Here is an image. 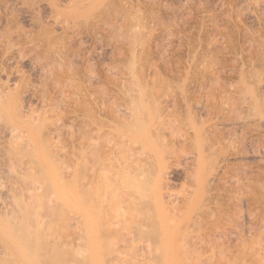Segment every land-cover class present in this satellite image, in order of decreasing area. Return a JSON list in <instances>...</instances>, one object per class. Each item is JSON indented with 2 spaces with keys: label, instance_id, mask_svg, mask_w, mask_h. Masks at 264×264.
<instances>
[{
  "label": "rangeland",
  "instance_id": "rangeland-1",
  "mask_svg": "<svg viewBox=\"0 0 264 264\" xmlns=\"http://www.w3.org/2000/svg\"><path fill=\"white\" fill-rule=\"evenodd\" d=\"M20 1L0 0V27L12 16L17 24L12 29V38L24 54H30L28 47L22 43L23 35H20L19 27L25 33L37 32V23L49 27L50 10L44 2L30 8L29 3L24 5ZM109 1L115 30L123 22L126 12L132 16L131 13L136 10L133 14L137 13L136 16L145 22L142 24L138 18L140 26L145 27V31L142 27L145 33L140 27L138 29L147 42L143 43L144 47L137 46L142 50L135 49L137 56L134 63L138 76L150 88H147L149 92L154 90L153 108H156L157 114L154 110V114L151 112L153 120L149 132L155 140L150 148L158 155L140 141L123 139L124 127L131 125V120L127 122L128 116L116 108H123L126 102L121 91L129 79L125 69L130 62L132 48L128 46V41L126 45V40H116L107 45L102 28H96L92 23L70 44L71 47L82 45L84 56L77 60L79 73L83 74L86 67L93 70L96 75L94 84L107 87L112 110H117V115L114 116L113 111L111 116L107 115V111L102 109L101 99L97 98L94 108L96 119L104 123L103 119L110 117L112 128L107 131L99 123L94 125L93 131L98 132L101 139L98 138L92 149L83 146L86 152L89 149L98 154L93 159L99 157V160L93 161L85 152V157L90 159L86 163L87 167L90 166L87 181L92 183L90 189H93L95 204L92 207L83 204L74 213L64 210L72 216L78 214L75 218L78 221L77 224L73 223L74 220L67 221V228L62 230V254L72 258V264H264V0ZM128 9L132 10L131 13ZM114 14H117L116 17ZM56 30L61 35L60 29ZM29 56L11 61L10 65L14 68L18 66L20 73H15L10 83L16 84L24 74L30 80L29 84L38 85V71ZM157 86L161 90H157ZM30 92L23 96V103L28 105L25 108L32 106L35 112L41 111L38 109H42L38 95ZM230 106L234 108V116H226L231 113ZM64 111L55 110V113L58 112V116L63 113L59 119L68 126L72 125L69 120L75 119L76 123L77 118L79 125L72 122L74 127L71 126L77 137L82 117L78 114L79 118L77 115L75 118L69 110L66 112L68 115ZM53 114L48 118L58 122L57 114L56 119ZM200 127L202 136L198 139L195 133H199ZM65 131L60 143L70 152L77 147V143ZM198 147L207 156L197 169L194 152ZM68 161L67 166L71 163ZM0 162L3 163L2 160ZM122 163L130 165L136 173L139 171L136 168H141V174L138 173L142 179L138 173H129V169L131 177L127 179L124 175L122 180L118 175ZM2 166L0 184L4 183L7 187L10 181L8 174L11 173H8V168L5 172L7 166ZM194 173L206 181L205 191L198 198L194 194ZM144 177L148 180L147 189L144 188ZM123 181L128 182L127 188L133 186L131 190L125 187L127 196L119 193ZM131 181L136 183L135 188L134 184H129ZM154 181L159 189L156 193L149 187ZM139 186L143 189L140 190ZM141 198L151 200L147 204L151 208L140 207L142 210L137 212ZM131 199H134L131 201L134 206L130 204ZM138 199L140 203L137 207ZM146 211L151 212L147 214ZM123 218L127 221L124 225ZM151 218L156 221H151ZM144 220L151 222L149 229L160 235V239H155L158 244L148 241L151 239L146 236L137 238L132 231L135 224L130 226L132 228L128 227L131 221ZM102 227L104 230L107 228L104 231L106 234L118 230L121 235H108V238L104 234L99 235L104 233ZM14 235L17 236L16 233ZM188 246L196 251H190ZM25 251L24 244L16 243L15 264H28Z\"/></svg>",
  "mask_w": 264,
  "mask_h": 264
},
{
  "label": "bare ground",
  "instance_id": "bare-ground-1",
  "mask_svg": "<svg viewBox=\"0 0 264 264\" xmlns=\"http://www.w3.org/2000/svg\"><path fill=\"white\" fill-rule=\"evenodd\" d=\"M20 2L24 5L26 3H29L30 8H32V6L34 5L38 6L41 2H44L50 10L48 17L49 27L42 23H37L39 27V30L37 32L25 33L23 29L18 26L21 29L20 35H23L22 43H24L28 47L29 51L31 52L30 54H24V50L20 48V46L17 45L12 38V29L17 25L13 22L12 16L7 20L6 24H3V26L0 27V159L3 161V163L5 162L7 164H5L7 167L2 166L3 163L1 162L0 164L2 165L0 166L6 167L4 168V170L8 168V173H11H7L10 176H8V178H10L9 183L6 182L8 183L7 187L4 186V183L0 184V264H15L14 247L16 243L24 244V247L26 246L27 251H25L24 254L26 255V260L28 261V264H66V262H71L72 264V258L66 257L65 254L63 255L61 252L63 250L62 248L64 247L62 245V247L60 248L62 244L61 238L63 236L62 230L67 225V221L69 223L70 221H75V218H77L76 216L78 214L72 216L70 214L71 211L74 213L76 209L83 204V206L87 205L88 207H92L95 204L93 189H90L92 183L91 181H87V169L90 166L88 165L87 167L86 163L89 162L90 159L88 160V158H86V151L83 148V146L86 145L85 148L91 147L92 149L93 146H95V142L97 144V140L98 138H100L98 136V132L97 134L94 133L93 126L99 123L102 127H106L107 131H110L112 128V119H110L109 116H111V113H115L117 110L120 111L121 109V111L124 112L123 114L128 116V119L126 118L127 122L131 120V122L129 123L131 125H128V127L130 128L124 127L125 138L123 139H128L131 141H140L146 144V147L149 148L151 147V144L155 141L153 140V136L150 135L149 132V126L151 125L153 120L152 114H154L153 112L156 109L153 108L155 107L154 98H152V91L154 90L149 92L150 88H148V86L146 87L143 81L141 80L140 76H138V73L135 70L134 63V61L136 60L135 57L137 56L135 54V49L138 47H144L143 43L147 42V39L145 40L141 35V32L143 33L145 31V27L140 26L141 24H139L142 18L137 17V13V16L134 15L136 10L133 8L135 10L133 14L131 13L132 10L129 11V8L128 11L132 14V16H129L130 14L128 15L127 12L126 15L123 14V16L125 17L123 18V22H121L122 27L120 26V23L119 26L117 25V30H115L112 22L113 12L111 10L112 7H110L109 0H21ZM116 15L117 14H114L115 17ZM136 17L137 19H135ZM138 18L140 19V21L138 20ZM118 22H120V20ZM141 22L142 24L145 23L143 21ZM92 23L95 25L94 27L100 29L102 28L101 30L105 33L107 45L108 43L111 44L113 41L117 42L116 40H119V42L126 40V42H129V44L127 42L126 45H130V48H132L131 50L127 46L129 50H131L130 52H132L130 56L131 58L129 59L130 62H128L127 67L125 69L126 72L128 70L127 74H129V79H127L128 82L125 80L127 82V86L125 85L126 87L123 88L121 91L126 102L123 108H116V111L112 110V101L110 100V95L107 87L98 86L94 84V79L96 75L94 74L93 70L91 68L86 67L84 69L83 74L79 73L77 60L83 58L84 56L81 48L82 45L71 47L70 44V42L75 37L77 38L79 36L82 30L88 29V26L90 27ZM139 27L140 29H142L143 27L144 31L142 29L140 32V30L138 29ZM57 28L60 29L59 31L61 32V35L56 33ZM147 32L152 31L148 30ZM136 36L139 40L136 38ZM138 49L140 50L141 48ZM28 55H30L28 59L32 61L33 66L38 71V85L34 86L32 83L29 84L30 80H27L26 75L24 76L23 73V75L19 77L18 82L16 81V84L10 83L13 75L15 73H20L17 69L18 66L14 68L13 65H10V63H12L13 60L16 61V59L22 60ZM107 70H109V68H107ZM107 76L110 78L109 75ZM27 78L29 79V77ZM157 88V90H161L160 87L157 86ZM31 90L33 93L30 92ZM28 92L32 93L33 95L35 94V96L36 94L38 95L37 99L41 101L40 106H42V109H38L41 111L35 112L30 104L29 107L31 106V108H25L28 105L25 106V104L23 103V96L26 95V93ZM163 92H165V89ZM98 97L101 99L102 104H100L103 107L102 109H104L105 112L107 111V115L110 114L108 116L109 118L103 119L105 120L104 123L102 120L99 121L98 119H96L97 115H95L94 113V108L97 105L96 100ZM113 108H115L114 105ZM231 108L233 112L232 110L229 111ZM231 108L227 110V112L229 111L232 114L228 113V115L226 116H234V108ZM67 109L70 111V113H73L75 115V118L76 115L78 118L79 116L82 117V120H78H81L79 122L81 124V129H79L78 131L77 128V137H75L74 129H72V127H74L72 126L73 123L78 124L77 118L76 123L74 122L75 119L69 120L73 122H70L72 124L70 126L65 125V123H63L64 121L61 122V119H59V117H62L61 114H63L61 112L64 110H66L67 112ZM35 110L37 109L35 108ZM55 110L61 111L59 114L60 116H58V112L55 113ZM53 111L55 115L53 114ZM119 111L118 113H120ZM66 112L64 111V113ZM51 113L53 114L54 119H56L55 117L57 114V119L59 120L58 122L56 121L54 123L55 120L52 121L51 119H49ZM47 114H49L50 116ZM116 115L117 113H115L114 116ZM156 117L158 118V115ZM226 119L230 120L232 118L227 117ZM64 130H66V133L70 134L65 135H69L70 139L74 140V142L77 143V147H73L70 152L68 151L69 153L66 151V149L63 148L62 144L60 143V137L64 133ZM195 136L198 139L201 138V127L199 128V133H195ZM107 139L109 140L110 138ZM123 147L124 146H122L121 148ZM87 150L88 152H86V154H88V157L92 160L97 153H94V151L92 150L91 152L89 151V149ZM150 151L153 154L158 155V152H156L155 150L152 149ZM194 153L196 166L198 169L201 167V164L204 161L206 154L201 147H198ZM96 159H93V161ZM67 160L71 162H67L70 163L68 166L65 165ZM97 160H99V157ZM121 162L124 161L121 160ZM125 163H122V165L118 164L119 169L121 170L118 175L122 178V180L124 178V175L127 179L131 177L130 174L128 175L129 169L131 170L129 171V173H132V171L136 173L134 171V168V170H132V168L129 167L130 165L126 166ZM90 169V171H93L92 168ZM136 169L137 171L139 170L138 172L141 174V168L137 167ZM2 173L3 172L1 171L0 176ZM139 173L137 175L139 176V178H141V175H139ZM143 176L144 175H142V177ZM146 176L147 173L145 177ZM193 176L194 194L198 198V196L203 191H205L204 188H206V181H204V179L198 173H194ZM145 177L143 179V181H145L146 183V185L144 184V188L147 189L146 186H148V180H146ZM5 178H7V176ZM152 180L153 179H151V181ZM123 182L124 183L120 185L126 184V186L123 185L122 188L120 187L121 189H119V193L123 195L125 193V196H127L126 192H128V188L129 190H131L133 189V186H128L127 188L128 182ZM131 183L132 181L129 184L131 185ZM133 184L135 188L136 183H132V185ZM142 186L141 188L139 186L140 190L143 189ZM125 187L127 188V190ZM149 187H152V189H154L156 193V189H158L156 181H154V184H151ZM89 190H92V192ZM114 192L116 194V191ZM142 199L143 198H141V206H139V209L137 207L138 203H140V200L138 199L139 202H136L137 200L134 201L137 205V212H139V210H142L143 208H145L146 210H149V208H151L149 205H147L148 202L151 203V200L146 201V199L144 198L145 200L143 199L144 201H142ZM132 200L134 199L130 200V204H133L134 206L135 204L131 203ZM145 206H148L149 208L147 209V207ZM140 207H142V209ZM136 208L135 210H137ZM64 210L70 212L67 213L66 211L65 213ZM127 210L129 212L128 207ZM149 212L146 211L147 214ZM142 213L145 214L144 212ZM135 215L138 216L137 213ZM132 216L134 217L133 214ZM136 219L140 220L139 218ZM144 219L146 220L147 218ZM145 220L144 222H133V220L131 221V223L133 222V224L128 223V227L133 226L135 224L133 226L135 230L132 227L130 228H132V231L137 234V238L139 236H146L151 239L148 241H154L157 243L155 239H160V235L153 233L154 231H151V229H149V227H151L149 226L151 225L149 223L151 222H145ZM154 220H152L151 218V221ZM76 221H78V219ZM76 221L73 223L77 224ZM121 221H119V223ZM126 222V219L123 218L122 224L124 225L126 224ZM103 228L104 227H102V229ZM105 230H107V228ZM105 230L103 229V232ZM149 230L152 232V234H150L151 232L149 233ZM101 232L102 231H100V233ZM119 232L120 231L118 230L112 233L109 231L107 234L106 232H104L99 235L104 234L108 238V235H121V233ZM14 233H16L17 236L14 235ZM14 236H16L18 242L14 240ZM189 248L190 247L188 246V249ZM192 251L195 252L196 250ZM69 253L68 255H71ZM190 253L191 252H189V254ZM76 255H78V250ZM70 257L73 256L71 255Z\"/></svg>",
  "mask_w": 264,
  "mask_h": 264
}]
</instances>
